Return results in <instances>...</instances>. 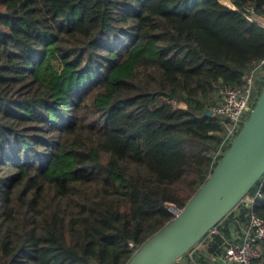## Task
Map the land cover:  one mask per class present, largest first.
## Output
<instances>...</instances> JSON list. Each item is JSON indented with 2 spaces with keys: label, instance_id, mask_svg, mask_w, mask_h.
I'll list each match as a JSON object with an SVG mask.
<instances>
[{
  "label": "trees",
  "instance_id": "trees-1",
  "mask_svg": "<svg viewBox=\"0 0 264 264\" xmlns=\"http://www.w3.org/2000/svg\"><path fill=\"white\" fill-rule=\"evenodd\" d=\"M220 1L0 0V264H126L185 206L264 59V0Z\"/></svg>",
  "mask_w": 264,
  "mask_h": 264
},
{
  "label": "water",
  "instance_id": "water-1",
  "mask_svg": "<svg viewBox=\"0 0 264 264\" xmlns=\"http://www.w3.org/2000/svg\"><path fill=\"white\" fill-rule=\"evenodd\" d=\"M263 175L264 82L247 118L206 180L181 212L147 238L126 264H178Z\"/></svg>",
  "mask_w": 264,
  "mask_h": 264
},
{
  "label": "built area",
  "instance_id": "built-area-1",
  "mask_svg": "<svg viewBox=\"0 0 264 264\" xmlns=\"http://www.w3.org/2000/svg\"><path fill=\"white\" fill-rule=\"evenodd\" d=\"M246 18L264 28V23L249 17ZM263 82L264 59L259 61L251 72L245 75L244 83L241 86L217 90L218 102L212 109V113L220 119L224 131L220 149L216 152L215 157L222 156L239 131L245 121V114H249L251 111L255 99L259 94L260 85L261 83L263 85ZM261 197L262 193L257 189L242 199L240 202L242 203V207L248 208L244 213V220L238 218L241 208L236 207L240 203L234 208L236 212L229 219L230 222H228L230 227L229 234L220 232L216 228V225L209 230L206 235L208 238L211 235L220 236L221 242L216 249V253H204V238L197 244L203 245V249L199 250L198 253H204L202 256L204 257L205 264H264L258 246L264 241V219L257 216L251 210L254 202ZM167 210L173 218L181 212V209L173 205H168ZM129 245L133 246L131 243ZM191 254V252L188 253L191 264H201L197 259L199 255L195 257V255Z\"/></svg>",
  "mask_w": 264,
  "mask_h": 264
},
{
  "label": "rangeland",
  "instance_id": "rangeland-1",
  "mask_svg": "<svg viewBox=\"0 0 264 264\" xmlns=\"http://www.w3.org/2000/svg\"><path fill=\"white\" fill-rule=\"evenodd\" d=\"M223 3V2H222ZM225 4V3H224ZM216 98V97H215ZM217 100V99H216ZM179 106L183 107V104H179ZM248 116V113L245 114V119L247 118ZM203 249V245L199 244V245H196L193 252H191L192 254L194 253H198L199 250H202ZM191 254V255H192ZM190 260V256H188V258H182L179 260L178 264H191V260Z\"/></svg>",
  "mask_w": 264,
  "mask_h": 264
}]
</instances>
